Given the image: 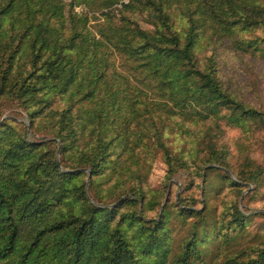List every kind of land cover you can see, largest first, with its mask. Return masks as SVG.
Here are the masks:
<instances>
[{
	"label": "trees",
	"instance_id": "trees-1",
	"mask_svg": "<svg viewBox=\"0 0 264 264\" xmlns=\"http://www.w3.org/2000/svg\"><path fill=\"white\" fill-rule=\"evenodd\" d=\"M223 41L264 60V0H0V99L48 135L0 124V264H219L199 227L205 206L180 193L161 205L141 174L155 152L166 180L188 159L228 167L223 120L264 136V111L223 77ZM166 122L217 128L187 159L165 142ZM174 214L195 217L175 246ZM222 264H264V243Z\"/></svg>",
	"mask_w": 264,
	"mask_h": 264
},
{
	"label": "rangeland",
	"instance_id": "rangeland-1",
	"mask_svg": "<svg viewBox=\"0 0 264 264\" xmlns=\"http://www.w3.org/2000/svg\"><path fill=\"white\" fill-rule=\"evenodd\" d=\"M73 10L81 12L86 9L77 5ZM88 15L91 23H94V15ZM136 18L143 27H147L141 21V15ZM252 34L242 33L245 38ZM233 46L224 41L214 45L223 77L244 101L264 111V60L251 55L254 53L251 49L242 53L240 50L236 51ZM255 52L261 53L258 50ZM4 120L14 121L13 125L19 131L25 130L28 137L32 135L36 139H43L47 135L43 126L30 128L27 117L16 102L0 99V124ZM217 125V132L220 134L217 138L218 146L223 145L227 150L224 160L228 167L188 159L187 155L194 151L193 149L199 148L196 143L199 134L202 136L210 130L216 132L217 127L213 122L192 125L190 130L166 122L165 142L172 152H181L188 159L189 165L187 169L179 170L166 180V166L161 154L155 152L141 175L145 177L144 187L164 193L161 205L166 203L172 208L180 193L185 204L191 206L194 202L192 207L205 206L204 219L199 221V227L209 232L206 244L217 257L216 263L222 264L226 258H233L243 250L257 248L264 243V136L257 131L244 132L224 120ZM46 148L53 149L55 145H47ZM58 157L59 150L56 148V159ZM251 172H259L255 182L246 181L239 187L231 183H242L239 178L246 177ZM201 199L205 204L199 202ZM235 204L245 216V221L240 227L231 222ZM154 212L155 210L148 214L152 216ZM194 218L188 216L184 221L175 214L172 216L170 227L174 246L187 235Z\"/></svg>",
	"mask_w": 264,
	"mask_h": 264
},
{
	"label": "water",
	"instance_id": "water-1",
	"mask_svg": "<svg viewBox=\"0 0 264 264\" xmlns=\"http://www.w3.org/2000/svg\"><path fill=\"white\" fill-rule=\"evenodd\" d=\"M83 170V169H82Z\"/></svg>",
	"mask_w": 264,
	"mask_h": 264
}]
</instances>
